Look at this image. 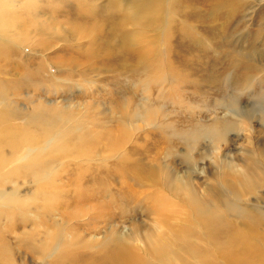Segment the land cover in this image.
Wrapping results in <instances>:
<instances>
[{"label":"rangeland","instance_id":"374dc122","mask_svg":"<svg viewBox=\"0 0 264 264\" xmlns=\"http://www.w3.org/2000/svg\"><path fill=\"white\" fill-rule=\"evenodd\" d=\"M256 8L247 26L201 32L205 47L150 31L141 64L112 50L120 35L100 41L114 57L87 60L84 41L29 28L49 47L0 60L2 140H27L0 147V264H117L118 250L133 264H264Z\"/></svg>","mask_w":264,"mask_h":264},{"label":"bare ground","instance_id":"6f19581e","mask_svg":"<svg viewBox=\"0 0 264 264\" xmlns=\"http://www.w3.org/2000/svg\"><path fill=\"white\" fill-rule=\"evenodd\" d=\"M70 1L72 9L66 0H0V60L9 58V53H16L18 47H49L42 39L36 42L31 40L28 35L31 28L40 35L46 34L48 30L54 33L65 31L57 37L66 46H75L73 43L84 41L82 46L85 48L87 45L86 53L82 54L81 51V54L87 60H109L114 57L112 52L106 50L109 45L103 50L104 55L101 53L100 41L106 39L107 42L112 38L113 41L115 36L120 35V41L110 45L112 50L123 54L121 56L125 60L148 63L151 55L147 49L154 46L157 38L150 41V31L164 30L166 33L172 25V31L178 30L186 44L205 47L200 43L205 39L201 32L229 31L236 18H243V15L244 18L236 21V24L247 26L252 21L256 7L264 0H106L104 4H98L95 0ZM39 11H42L41 14ZM129 26L133 28L129 30ZM237 56L241 59V53L238 52ZM8 132L0 133V147H16L21 141H27L2 140ZM124 251L118 250L119 258L115 263L133 264V259L125 256ZM64 260L66 258H62L59 264ZM104 262L114 264V259L109 258ZM76 263L73 261V264Z\"/></svg>","mask_w":264,"mask_h":264}]
</instances>
